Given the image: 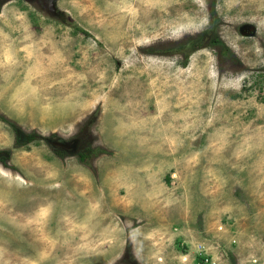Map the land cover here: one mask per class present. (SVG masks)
Wrapping results in <instances>:
<instances>
[{
    "label": "rangeland",
    "instance_id": "374dc122",
    "mask_svg": "<svg viewBox=\"0 0 264 264\" xmlns=\"http://www.w3.org/2000/svg\"><path fill=\"white\" fill-rule=\"evenodd\" d=\"M200 248L264 264V0H0V264Z\"/></svg>",
    "mask_w": 264,
    "mask_h": 264
},
{
    "label": "trees",
    "instance_id": "16d2710c",
    "mask_svg": "<svg viewBox=\"0 0 264 264\" xmlns=\"http://www.w3.org/2000/svg\"><path fill=\"white\" fill-rule=\"evenodd\" d=\"M78 29H80V28H78ZM80 30H82V29H80ZM214 42L221 43V40H219L216 37ZM204 43L205 42L203 40H201V38H199L196 41L195 45H196V47H200V46L202 47L204 45ZM38 137L39 136L36 133H31L28 135L29 141H33L34 139H36ZM80 148H81V150L78 153V157H79L81 162L86 163V164H88L91 161V160H89V159H91V157L97 156L100 152H102V151H99L100 150L99 148L92 147V145L90 143H88L85 147H80ZM57 153H61V151L57 150Z\"/></svg>",
    "mask_w": 264,
    "mask_h": 264
},
{
    "label": "built area",
    "instance_id": "2783aa9c",
    "mask_svg": "<svg viewBox=\"0 0 264 264\" xmlns=\"http://www.w3.org/2000/svg\"><path fill=\"white\" fill-rule=\"evenodd\" d=\"M237 241L238 239L234 238L232 243H237ZM186 259L188 258L184 256V260ZM257 260L258 259H255L254 261ZM192 262H194V264H220V256L209 253V251L205 250V248H200L197 250V254L193 257Z\"/></svg>",
    "mask_w": 264,
    "mask_h": 264
},
{
    "label": "flooded vegetation",
    "instance_id": "af4514ba",
    "mask_svg": "<svg viewBox=\"0 0 264 264\" xmlns=\"http://www.w3.org/2000/svg\"><path fill=\"white\" fill-rule=\"evenodd\" d=\"M203 46H205V45H203ZM75 142H77V141H73V143H75ZM68 143H72V141H70V142H68Z\"/></svg>",
    "mask_w": 264,
    "mask_h": 264
}]
</instances>
